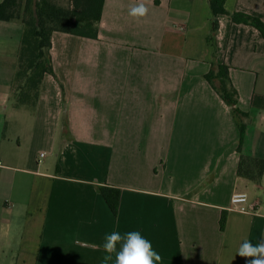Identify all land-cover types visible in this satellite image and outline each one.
Instances as JSON below:
<instances>
[{"label":"crops","instance_id":"0c3cea01","mask_svg":"<svg viewBox=\"0 0 264 264\" xmlns=\"http://www.w3.org/2000/svg\"><path fill=\"white\" fill-rule=\"evenodd\" d=\"M139 2L105 0L96 40L53 33L34 108L13 99L23 25L0 21V264H102L112 231H139L161 264H246L240 244L264 233V175L236 174L240 154L264 160V110L250 104L264 96V35L220 16L213 49L207 0H143L136 19ZM225 9L264 24V0ZM213 54L242 131L205 80ZM103 185L120 191L116 216ZM235 193L256 214L228 211Z\"/></svg>","mask_w":264,"mask_h":264},{"label":"trees","instance_id":"16d2710c","mask_svg":"<svg viewBox=\"0 0 264 264\" xmlns=\"http://www.w3.org/2000/svg\"><path fill=\"white\" fill-rule=\"evenodd\" d=\"M63 1V4L60 3ZM105 0H36L37 23L33 15V0H3L0 3V21H20L23 34L18 52L16 79L19 82L13 99L17 105L34 108L43 78L53 75L50 49L53 33L59 32L81 38L96 40ZM212 15L211 34L207 40L215 49L220 16H230L234 23L250 25L264 35V24L258 17L229 13L226 0H207ZM211 71L205 80L217 92L237 120L241 131L247 115L238 108V92L229 80V68L211 61ZM250 104L264 110V96H251ZM240 150V149H239ZM240 152V151H239ZM238 178L259 184L264 175V160L252 156H239ZM113 215H117L120 191L103 185L98 187ZM119 247V246H118Z\"/></svg>","mask_w":264,"mask_h":264},{"label":"clouds","instance_id":"9594fccd","mask_svg":"<svg viewBox=\"0 0 264 264\" xmlns=\"http://www.w3.org/2000/svg\"><path fill=\"white\" fill-rule=\"evenodd\" d=\"M149 8L140 0L129 7V16L140 19L148 15ZM119 246V247H118ZM106 253L102 264H161L162 256L153 248L152 243L139 231L120 233L112 231L104 236L102 245ZM237 254L246 260V264H264V233L257 242L245 239L239 246Z\"/></svg>","mask_w":264,"mask_h":264},{"label":"built area","instance_id":"2783aa9c","mask_svg":"<svg viewBox=\"0 0 264 264\" xmlns=\"http://www.w3.org/2000/svg\"><path fill=\"white\" fill-rule=\"evenodd\" d=\"M40 156L43 157V154ZM227 210L240 214H256L255 206L249 203L245 194H233Z\"/></svg>","mask_w":264,"mask_h":264},{"label":"water","instance_id":"95a60500","mask_svg":"<svg viewBox=\"0 0 264 264\" xmlns=\"http://www.w3.org/2000/svg\"><path fill=\"white\" fill-rule=\"evenodd\" d=\"M33 15L36 19V23H37V14H36V0H33Z\"/></svg>","mask_w":264,"mask_h":264},{"label":"rangeland","instance_id":"374dc122","mask_svg":"<svg viewBox=\"0 0 264 264\" xmlns=\"http://www.w3.org/2000/svg\"><path fill=\"white\" fill-rule=\"evenodd\" d=\"M61 4H63V1H60Z\"/></svg>","mask_w":264,"mask_h":264}]
</instances>
